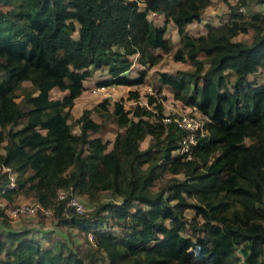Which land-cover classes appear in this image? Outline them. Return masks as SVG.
Here are the masks:
<instances>
[{"label": "trees", "instance_id": "16d2710c", "mask_svg": "<svg viewBox=\"0 0 264 264\" xmlns=\"http://www.w3.org/2000/svg\"><path fill=\"white\" fill-rule=\"evenodd\" d=\"M211 2L0 0V168L15 173L13 186L7 171L0 175V199L31 193L58 226L76 228L92 244L83 258L62 241L43 247L42 235L8 229L0 232V264H264V82L248 79L264 75V10L245 15L240 0L228 4L226 22L191 34L188 24ZM150 12L175 25L174 51L165 24L155 25ZM249 30V40L235 39ZM170 53L191 71L159 72L155 92L165 84L205 117L207 134L197 136L189 158L176 151L182 131L163 122L152 94L146 106L130 89L129 109L123 98H104L68 122L93 71L107 69L98 86H136ZM135 61L145 68L131 78ZM54 88L62 97L51 96ZM105 121L117 127L112 141L96 134ZM165 172L171 176L154 190ZM59 189L89 200L106 191L120 200L78 214Z\"/></svg>", "mask_w": 264, "mask_h": 264}, {"label": "rangeland", "instance_id": "374dc122", "mask_svg": "<svg viewBox=\"0 0 264 264\" xmlns=\"http://www.w3.org/2000/svg\"><path fill=\"white\" fill-rule=\"evenodd\" d=\"M243 4L240 5L242 9V13L245 15L250 14L252 11H259L264 10V1L262 0H243ZM240 4V0H228L224 2L223 0H212L211 4L205 11H203L202 18L198 22H193L192 24L188 25V30L191 34L199 35L203 34L205 30V23H212L214 25H221L227 21L226 15L229 12L228 4ZM142 7V4H140ZM161 16L157 18H149L156 24L166 26L165 36L171 41L173 51L179 46V37L175 31V26L172 22L164 23L162 21ZM251 37V31L249 30L248 33H242L235 37V39H244L249 40ZM58 57H62V53L58 54ZM135 68H138V65H135ZM178 70L183 71H191V66L188 62L182 61H175L170 54H162L160 61L150 69L147 75V79L141 85L130 86L127 90L126 86L115 85L113 87L105 88V90L98 91L97 88L98 82L102 81L107 77V69H99L93 71L90 76L83 78L84 90L82 93L75 98L74 105L70 110V116L68 122H73L85 108H92L98 102H100L104 98H108L110 103L113 101L123 98L124 106L126 109H129L135 101L133 99H128V91L130 89L137 90L139 92L138 101L142 104L147 106V98L150 95L148 87L151 86L152 91H156L159 87L158 84V73L167 71V72H174L176 73ZM137 69L135 70V72ZM79 76L80 73L70 69V76ZM248 79L250 81H255L256 83L260 84L264 82V75L262 72H257L254 75H249ZM23 85L26 86V89L31 88V84L27 81L23 82ZM107 87V86H104ZM96 89V92L94 90ZM127 90V91H126ZM64 92L59 91L58 89L54 88L51 90L52 97H62ZM157 99L160 100L163 106V114H177V113H189L195 114L197 116H202L201 113L193 107H186L180 100L175 99L171 93H167L166 90L161 89V92H155L153 95ZM17 101L20 100V97L16 99ZM148 107H152V105H148ZM92 118L100 121L101 117L97 115L94 111L91 114ZM73 131L78 133L79 126L77 124H73ZM117 131V127L113 122L105 121L104 126L101 131L97 132V135L103 137V139L112 141ZM150 138L146 137L141 143L140 147L145 148L149 143ZM110 147V145H109ZM2 168H0V175L3 174ZM171 174L165 172L159 180H157L154 184L153 189L155 190L157 187L162 186L166 183V179L170 177ZM182 176L181 174L179 175ZM2 180H4L2 178ZM0 177V182H2ZM79 200L83 202L86 207L84 213H91L95 208L96 204L98 203H108L110 201L116 200L118 202L120 200L119 197H114L110 192H100L97 196L96 200H89L86 196L78 195ZM34 198L31 193L27 192H20L16 194L13 198L12 202H6L3 199H0L3 205H0V232L7 231L11 228H28L33 233H43L44 235L41 236L42 245L43 247L46 246L45 242H52L56 240L58 243L61 242L64 244V247L69 245L73 249L79 252V254L86 258L89 254L90 249L92 248L91 241L87 239L86 235L83 232L78 231L75 228H69L66 226H58L56 219L51 215H44L42 213H36L34 215H22L18 217L10 216L9 210L21 203H32L34 202ZM3 212V213H1ZM184 214L187 218H191L193 212L191 210H185ZM168 224V221H166ZM115 228V232H118V225H112ZM46 231V232H45ZM33 237H38L37 234H34ZM90 237V236H89Z\"/></svg>", "mask_w": 264, "mask_h": 264}, {"label": "built area", "instance_id": "2783aa9c", "mask_svg": "<svg viewBox=\"0 0 264 264\" xmlns=\"http://www.w3.org/2000/svg\"><path fill=\"white\" fill-rule=\"evenodd\" d=\"M240 11H242L241 8H239ZM106 87L99 86L97 88L98 91L105 90ZM96 92V89L94 90ZM149 93L154 95L155 92L149 89ZM140 104H142L139 101ZM143 105V104H142ZM162 120L165 124H173L175 127L180 129L182 131L181 137L178 140L179 148L176 150L178 153L185 154L186 158L190 157V150L192 145L195 144L196 138L198 135H205L207 134V130L204 127V121L205 117L197 116L195 114H189V113H177V114H168L164 113ZM3 171L8 172V177L10 179V186L14 185V178L15 173L11 172L9 167L2 166ZM58 198L60 200H63L65 203V207H71L74 208V210L78 214H82L85 212L86 207L79 200V197L76 193L73 191L66 192L63 189L58 190ZM0 205H3L2 202H0ZM9 215L18 217L22 215H34L36 213H42L44 215H51L52 210L49 208L44 207L41 203L34 201L32 203H21L13 206L9 210ZM89 238H92V235L89 234Z\"/></svg>", "mask_w": 264, "mask_h": 264}, {"label": "crops", "instance_id": "0c3cea01", "mask_svg": "<svg viewBox=\"0 0 264 264\" xmlns=\"http://www.w3.org/2000/svg\"><path fill=\"white\" fill-rule=\"evenodd\" d=\"M140 4H142V7L144 6V4L143 3H139V5ZM210 5H208V6H206L204 9H203V11H205L206 9H207V7H209ZM141 7V6H140ZM202 11V12H203ZM203 14V13H202ZM159 16H161V17H163V15L162 14H158V13H155V12H150L149 14H148V18H157V17H159ZM226 17H227V15H226ZM152 20V19H151ZM162 21H164V18H162ZM171 22V21H170ZM154 23V22H153ZM164 23H165V21H164ZM173 23V22H172ZM193 23V22H192ZM192 23H190V24H192ZM155 25H157V26H160V24H156V23H154ZM190 24H188V25H190ZM163 25V24H162ZM174 25V24H173ZM175 26V25H174ZM187 29H188V26H187ZM175 31H176V27H175ZM166 32V31H165ZM176 33H177V31H176ZM178 35V34H177ZM179 37V36H178ZM171 42V41H170ZM152 51L155 53H161V51L159 50V49H152ZM160 61V60H159ZM158 61V62H159ZM157 62V63H158ZM156 63V64H157ZM138 65V68H135V65ZM155 64V65H156ZM155 65H153L152 67H154ZM151 67V68H152ZM141 68H145L144 66H141L140 64H138L136 61L133 63V65L131 66V68L126 72V74L129 76V77H135V76H137V71L139 70V69H141ZM151 68H149L148 69V71H147V74H146V76H145V80L147 79V75H148V72L150 71V69ZM137 69V71L135 72V70ZM165 72H167V71H165ZM168 73H174V72H168ZM145 82V81H144ZM143 84V83H142ZM141 85V84H140ZM113 86H115V85H111V86H107L106 88H108V87H113ZM119 86V85H118ZM121 86H126V89L128 90L129 88H130V86H128V85H121ZM148 89H150V90H152L151 89V86L150 87H148ZM161 89H164V90H166V92L168 93H171V91H170V89H169V87L167 86V85H165V84H163V85H161ZM126 90V91H127ZM172 94V93H171ZM172 96H173V94H172ZM186 107L188 106V105H185ZM188 107H193V106H188ZM193 108H195V107H193ZM11 229H13V230H21V229H24V228H11ZM26 229H28V228H26ZM76 229V228H75ZM46 232V231H45ZM32 234L34 235V234H37V235H43L44 234V232L43 233H40V232H36V233H33L32 232Z\"/></svg>", "mask_w": 264, "mask_h": 264}]
</instances>
